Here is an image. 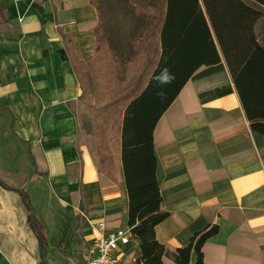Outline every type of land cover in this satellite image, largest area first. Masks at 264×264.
Segmentation results:
<instances>
[{"label": "crops", "instance_id": "obj_1", "mask_svg": "<svg viewBox=\"0 0 264 264\" xmlns=\"http://www.w3.org/2000/svg\"><path fill=\"white\" fill-rule=\"evenodd\" d=\"M0 3L8 18L0 25V180L9 188L0 184V264H84L100 223L104 233L128 228L123 178L100 174L88 147L77 145L74 60L87 65L94 55L100 13L91 0ZM255 33L264 46V16ZM154 145L161 211L169 213L158 242L173 253L217 224L204 264H264V136L252 131L224 58L193 74L159 120ZM138 250L132 238L118 255L135 264ZM163 264L176 263L165 256Z\"/></svg>", "mask_w": 264, "mask_h": 264}, {"label": "trees", "instance_id": "obj_2", "mask_svg": "<svg viewBox=\"0 0 264 264\" xmlns=\"http://www.w3.org/2000/svg\"><path fill=\"white\" fill-rule=\"evenodd\" d=\"M253 1L264 6V0ZM91 2L98 9L94 0ZM263 16V11L244 0H164L150 36L137 48L146 65L142 69L138 64L142 61H137L131 66L133 83L119 99L95 102L82 78L86 64L74 60L82 88L76 107L80 123L77 145H86L90 150L89 145L81 141L84 114H102L114 107L122 108L121 117L112 115L118 122L108 127L107 137L97 134L98 155L95 156L92 149L90 153L100 174L115 183L123 178L128 198L127 225L132 238L139 242L135 264H163L165 256H170L176 264H191L192 258H195L194 264H204L202 249L217 235V224L196 233L189 245L173 253L156 239V227L169 213L161 211L163 196L156 174L154 131L193 74L203 66L221 63L224 58L252 131L264 136V46L255 33V25ZM7 23L5 8L0 3V25ZM98 52L91 56L90 64L96 61ZM164 69L174 80L158 87L155 77ZM99 72L101 85L106 89L107 69L100 67ZM161 91L164 95L158 96ZM109 142H114L116 148L112 156ZM0 184L8 188L1 180ZM21 196L29 213L28 223L45 252L47 241L32 214L30 197L25 192H21Z\"/></svg>", "mask_w": 264, "mask_h": 264}, {"label": "rangeland", "instance_id": "obj_3", "mask_svg": "<svg viewBox=\"0 0 264 264\" xmlns=\"http://www.w3.org/2000/svg\"><path fill=\"white\" fill-rule=\"evenodd\" d=\"M94 2L101 17L97 30L99 42L96 47L99 52L96 61L88 63L82 70V78L91 89L95 102H103L119 99L130 90L134 79L131 76V66L137 61H142L137 48L150 36L154 24L160 17L164 0H94ZM143 10H151L154 13L147 14ZM138 64L142 69L146 65L144 60ZM100 67L107 69L109 83L106 89L101 85ZM113 114L121 117L122 108L114 107L102 114L82 116L81 141L89 145L95 156L98 155L97 134L107 137L108 127L114 124L113 122H118L112 119ZM108 146L109 155L112 156L116 149L115 144L109 142ZM34 205L35 211H38L40 206L38 197H35ZM71 234L72 232L69 233Z\"/></svg>", "mask_w": 264, "mask_h": 264}, {"label": "built area", "instance_id": "obj_4", "mask_svg": "<svg viewBox=\"0 0 264 264\" xmlns=\"http://www.w3.org/2000/svg\"><path fill=\"white\" fill-rule=\"evenodd\" d=\"M105 224H99L100 235L93 240L89 258L84 264H127L119 257L120 245L132 240L130 228L104 233Z\"/></svg>", "mask_w": 264, "mask_h": 264}, {"label": "clouds", "instance_id": "obj_5", "mask_svg": "<svg viewBox=\"0 0 264 264\" xmlns=\"http://www.w3.org/2000/svg\"><path fill=\"white\" fill-rule=\"evenodd\" d=\"M158 87H162L163 85L169 84L174 80V76H171L167 69L162 70L161 74L155 77ZM158 96H163L164 93L158 92Z\"/></svg>", "mask_w": 264, "mask_h": 264}]
</instances>
